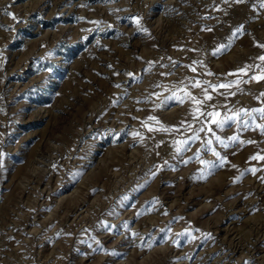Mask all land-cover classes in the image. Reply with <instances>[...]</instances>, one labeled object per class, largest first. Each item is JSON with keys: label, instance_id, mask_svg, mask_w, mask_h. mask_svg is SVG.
<instances>
[{"label": "rangeland", "instance_id": "rangeland-1", "mask_svg": "<svg viewBox=\"0 0 264 264\" xmlns=\"http://www.w3.org/2000/svg\"><path fill=\"white\" fill-rule=\"evenodd\" d=\"M261 57L264 0H0V264H264Z\"/></svg>", "mask_w": 264, "mask_h": 264}, {"label": "bare ground", "instance_id": "bare-ground-1", "mask_svg": "<svg viewBox=\"0 0 264 264\" xmlns=\"http://www.w3.org/2000/svg\"><path fill=\"white\" fill-rule=\"evenodd\" d=\"M263 227H264V226H263ZM263 235H264V234H263ZM262 240H263V239H262ZM231 252H232V251H231ZM230 254H231V253H230ZM224 255H225V254H224ZM224 255H223V256H224ZM232 255H233V253H232ZM226 256H227V255H226ZM230 256H231V255H230ZM224 258H225V257H224ZM228 259H229V258H228ZM227 263H228V262H227Z\"/></svg>", "mask_w": 264, "mask_h": 264}, {"label": "snow or ice", "instance_id": "snow-or-ice-1", "mask_svg": "<svg viewBox=\"0 0 264 264\" xmlns=\"http://www.w3.org/2000/svg\"><path fill=\"white\" fill-rule=\"evenodd\" d=\"M262 60H264V57H261ZM210 98V97H209ZM255 158V157H254Z\"/></svg>", "mask_w": 264, "mask_h": 264}]
</instances>
